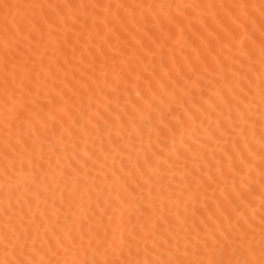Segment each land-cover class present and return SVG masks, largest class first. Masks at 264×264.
<instances>
[{"label":"snow or ice","instance_id":"snow-or-ice-1","mask_svg":"<svg viewBox=\"0 0 264 264\" xmlns=\"http://www.w3.org/2000/svg\"><path fill=\"white\" fill-rule=\"evenodd\" d=\"M0 264H264V0H0Z\"/></svg>","mask_w":264,"mask_h":264}]
</instances>
